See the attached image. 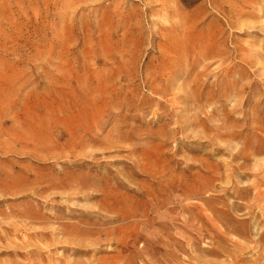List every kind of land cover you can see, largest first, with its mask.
<instances>
[{"label": "rangeland", "instance_id": "rangeland-1", "mask_svg": "<svg viewBox=\"0 0 264 264\" xmlns=\"http://www.w3.org/2000/svg\"><path fill=\"white\" fill-rule=\"evenodd\" d=\"M0 264H264V0H0Z\"/></svg>", "mask_w": 264, "mask_h": 264}]
</instances>
